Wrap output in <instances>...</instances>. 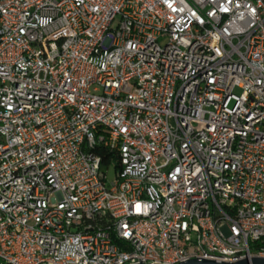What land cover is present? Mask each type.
Listing matches in <instances>:
<instances>
[{
  "label": "built area",
  "instance_id": "1",
  "mask_svg": "<svg viewBox=\"0 0 264 264\" xmlns=\"http://www.w3.org/2000/svg\"><path fill=\"white\" fill-rule=\"evenodd\" d=\"M255 256L264 0H0V264Z\"/></svg>",
  "mask_w": 264,
  "mask_h": 264
},
{
  "label": "water",
  "instance_id": "2",
  "mask_svg": "<svg viewBox=\"0 0 264 264\" xmlns=\"http://www.w3.org/2000/svg\"><path fill=\"white\" fill-rule=\"evenodd\" d=\"M176 264H264V257L255 256L250 259H242L236 262H217L214 260L206 259H190L185 262H179Z\"/></svg>",
  "mask_w": 264,
  "mask_h": 264
},
{
  "label": "rangeland",
  "instance_id": "3",
  "mask_svg": "<svg viewBox=\"0 0 264 264\" xmlns=\"http://www.w3.org/2000/svg\"><path fill=\"white\" fill-rule=\"evenodd\" d=\"M236 93L239 92L238 89L235 90ZM101 170H103L106 173L107 176V181L110 182L114 179L115 177V171L114 168L112 166L107 167L106 165L102 164L101 166Z\"/></svg>",
  "mask_w": 264,
  "mask_h": 264
},
{
  "label": "trees",
  "instance_id": "4",
  "mask_svg": "<svg viewBox=\"0 0 264 264\" xmlns=\"http://www.w3.org/2000/svg\"><path fill=\"white\" fill-rule=\"evenodd\" d=\"M109 161V154L106 152L103 154L102 164H106Z\"/></svg>",
  "mask_w": 264,
  "mask_h": 264
}]
</instances>
